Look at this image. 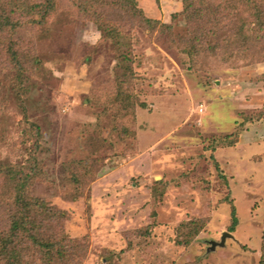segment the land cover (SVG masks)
Instances as JSON below:
<instances>
[{
	"label": "rangeland",
	"instance_id": "1",
	"mask_svg": "<svg viewBox=\"0 0 264 264\" xmlns=\"http://www.w3.org/2000/svg\"><path fill=\"white\" fill-rule=\"evenodd\" d=\"M8 1L0 16L19 25L0 30V231L8 167L31 173L27 198L53 212L30 211L27 264H51L48 240L56 264H264V44L238 53L232 40L247 0H97L95 16L79 5L92 0H61L42 24Z\"/></svg>",
	"mask_w": 264,
	"mask_h": 264
},
{
	"label": "trees",
	"instance_id": "2",
	"mask_svg": "<svg viewBox=\"0 0 264 264\" xmlns=\"http://www.w3.org/2000/svg\"><path fill=\"white\" fill-rule=\"evenodd\" d=\"M61 0H35L34 2H26V1H18V0H10L7 2L8 6L11 7L10 11H16V10H23L24 12H28L30 15L29 22L36 23V24H42L45 23L48 16L52 14L53 10L55 8L57 9V4ZM97 0H92L87 3H80V8L84 10V12H87L90 14V16H95V11L96 9L94 8L95 2ZM132 1V3H135L134 0H128ZM185 7L184 8H189L191 7L192 0H184ZM247 3L250 4V6L254 9L250 11V22L247 24L243 22V25L239 26V28L232 33L233 37V42L238 43V53L242 52L244 53L247 51L248 53L250 52L251 54V45L253 44H259L263 45L264 44V10L262 9V5L258 3V0H247ZM136 7V5H134ZM133 6V7H134ZM2 8V7H1ZM97 8V7H96ZM137 9V7H136ZM138 10V9H137ZM140 11V10H139ZM6 9H2V13L4 15L0 16V30H5L7 28H12V29H17L18 22L13 20L12 16L10 15V12ZM215 12V11H214ZM133 13V12H132ZM99 15V12H98ZM97 15V16H98ZM196 15V13H194ZM94 18V17H93ZM100 18V17H99ZM144 20L150 25V26H155L156 20H153L149 17L143 16ZM244 19V18H243ZM99 20V19H98ZM97 20V21H98ZM96 21V22H97ZM165 24V23H164ZM246 24V25H245ZM252 24V26H251ZM168 26V24H165ZM98 26L100 27V30H107L108 34H111L113 36H116L118 38H121L120 32L118 31L117 28H114L111 25H106L104 20H102V23H99L98 21ZM264 46V45H263ZM214 49V48H213ZM10 54L12 55V58L15 61L16 66L19 67V69H22L21 62L16 55L17 52L13 51L11 48H9ZM189 52H191L189 50ZM264 54V53H263ZM124 60L129 58V55H126L123 57ZM123 62V66L125 69H130V66L128 64H125ZM127 69V70H128ZM127 72V71H126ZM23 71L20 70L17 71V77H19V82L21 77H23ZM125 93V92H123ZM134 105V104H133ZM131 105V106H133ZM233 141H231L232 143ZM212 159H214V163L216 165V168L220 171V175L226 180V176L222 173V170L219 167L218 161L215 160L214 155L211 154ZM7 173L8 176L11 178L10 180V191H13L14 196L12 195V210L9 211L10 213L12 212L11 219H10V226L7 232L5 231H0V264H27L26 257L28 256L26 254L27 251H29L28 246L24 242V237L29 236L30 241L29 242H34L37 243L38 239L34 235L35 228H37L35 221L31 218L30 216V211L36 207V209H43L46 208V219H51L53 218V212L51 211L50 208L45 207L46 203L43 200H37L36 198L33 199H28L26 196V190H27V184L29 183L30 179V174L28 173H23L22 168L17 169V168H7ZM232 225L230 226L231 229L235 227L237 224L238 218L236 215V209L234 205H232ZM32 240V241H31ZM59 241V240H58ZM59 245V248L56 250L57 254L60 252L61 254L59 255V260L62 259L64 260L66 258V253L65 247L63 245ZM39 246H44L47 247V254L49 256L48 262L51 264H56L57 261L54 259V244L51 241H40ZM56 256V252H55ZM264 261V253H263V259L262 262Z\"/></svg>",
	"mask_w": 264,
	"mask_h": 264
},
{
	"label": "water",
	"instance_id": "3",
	"mask_svg": "<svg viewBox=\"0 0 264 264\" xmlns=\"http://www.w3.org/2000/svg\"><path fill=\"white\" fill-rule=\"evenodd\" d=\"M230 233H228V232H225V233H223V235H222V241L220 242V244H222L223 243V241H224V239H225V237L227 236V235H229ZM212 244H213V247H214V245L215 244H217L216 242H214V241H212Z\"/></svg>",
	"mask_w": 264,
	"mask_h": 264
},
{
	"label": "clouds",
	"instance_id": "4",
	"mask_svg": "<svg viewBox=\"0 0 264 264\" xmlns=\"http://www.w3.org/2000/svg\"><path fill=\"white\" fill-rule=\"evenodd\" d=\"M97 39H98V34H97ZM96 41L95 40H93V43H95Z\"/></svg>",
	"mask_w": 264,
	"mask_h": 264
}]
</instances>
